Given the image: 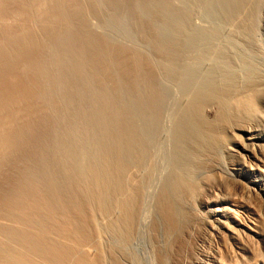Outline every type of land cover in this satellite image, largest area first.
<instances>
[{"label": "bare ground", "instance_id": "obj_1", "mask_svg": "<svg viewBox=\"0 0 264 264\" xmlns=\"http://www.w3.org/2000/svg\"><path fill=\"white\" fill-rule=\"evenodd\" d=\"M256 147L264 0H0V264H197L188 230L247 211L200 210L198 176L264 199Z\"/></svg>", "mask_w": 264, "mask_h": 264}, {"label": "rangeland", "instance_id": "obj_2", "mask_svg": "<svg viewBox=\"0 0 264 264\" xmlns=\"http://www.w3.org/2000/svg\"><path fill=\"white\" fill-rule=\"evenodd\" d=\"M119 55H120V53L118 54V56ZM119 58L121 59V55ZM121 60L126 61L125 56L124 57L122 56ZM125 61H123V62H125ZM126 62H128V61H126ZM128 70H129V68H128ZM128 73H130V72H128ZM263 149H264V147H256L255 148L257 157H258V155L261 157H264V150ZM245 158L246 157L244 155H242L241 153H237V152L233 151V153H231L230 157H228L227 161L229 160L230 164H241L242 161L245 160ZM248 158H249V160L251 158V160L253 162H256V159L253 155L248 156L247 159ZM230 164H227V165H230ZM222 168L221 169H214V170H212V172H210L208 174H202V175L198 176V179L196 178L197 179L196 185L198 186V192H197L198 195L196 196L195 204H196V206H198V208L200 210L205 209L206 205L207 206L212 205V207H217L218 204H219V206L221 205L220 202H217L218 200H221V199L225 198L228 194H231L230 199H233L234 201H236V203H238V205L247 208V211H248V212L244 211V213H240L239 215L237 214L238 216L234 215V217L235 216L237 218L239 217L238 219L241 220L240 225L236 226V228L238 229V230L236 229V231L238 233L236 232L237 234L233 238L229 234V232H227L226 230L221 228L222 230L221 231L219 230V232H220L219 235L216 236L215 235V230H217L216 222L213 221V223H212V221L210 222V221L206 220L205 218H202V219H200V221L198 222L197 225L192 226L191 230H188V232L184 238L186 241H185V245L183 246L182 250L186 254H188V257H194V259L197 260V264L198 263L199 264H207V263L208 264H264V199L262 197L256 195L253 192L247 193V194L242 193V192L240 193L239 190H235L234 192H232V190H231L232 184H231L230 179L226 173L228 171V169H226V168L222 169ZM226 186H228V188ZM227 190H229V193H227L228 192ZM225 194H227V195L225 196ZM80 207H81V211H80L79 207H76V208L73 207L74 209L73 208L69 209L68 212L70 211L69 212L70 214L66 213V216H65V214H62L63 212H61V211H66V210L60 209L59 210L60 213H58V215H59V217H63V218H64V216H65V218L67 216L69 218H71L70 224L75 222L74 221L75 217H77L76 221L78 219V222H79V220L83 217L84 211H86V209H87L86 206H85V210L82 209V208H84V206H80ZM77 208H78V210H77ZM232 208L235 209V207H232ZM75 209H76V211H75ZM234 209L231 211V212H233V214L235 211ZM71 210H72V212H71ZM74 212L77 215H75ZM71 214H73L74 219L72 218V216L71 217L69 216ZM233 214L231 213V215H233ZM62 215H64V216H62ZM4 220L5 219L0 217V221H4ZM59 220H61V218H59ZM59 222H60V224L61 223L64 224L63 228H61L63 226V224H61V226L60 225L54 226L53 229L51 228L53 230V232L55 233V235H54L56 237L55 240H57L61 237V239L56 241V242L60 243L61 245H65V243H66L65 246L70 248L71 247L70 243H72V241H71L72 236L70 235V233L72 231L71 227L74 224H72L71 227H69L70 226V224H69V226L67 227L68 221L67 222L66 221L65 222L59 221ZM253 223L256 225V227H258L256 229H258L257 231L262 233V236H260L258 234V232H253L247 228V226L254 225ZM214 228H215V230H214ZM68 229L70 232H67ZM59 234H61V236ZM66 235H68V236H66ZM57 237H59V238H57ZM67 237H71V238H67ZM65 240H66V242H65ZM67 240L68 241L70 240V243L67 242ZM144 245L146 246V244H144ZM227 245L230 247V249L233 247V249L230 250L231 251L230 256H228V257L225 256L223 253L224 248ZM142 247H144V246H142ZM147 248L149 249V247L146 246L145 250L147 253H149L150 251L148 252ZM200 248L203 250L204 254L208 253V255L210 254V256L213 255L214 256L213 259H211L212 257H210V256H209L210 257V259H209L208 257H206L204 255H198L197 250ZM142 250H144V249L142 248ZM145 250L143 251L144 255L147 254L145 252ZM233 254H234V256H233ZM235 254H237V255L235 256ZM147 255L151 256V253L147 254ZM147 255H145V256H147ZM231 256H233L234 258H232ZM40 257H42V256H40ZM38 259H40V258H38ZM45 259H46V261H45ZM41 260L43 262H41ZM41 260H38V261L36 260V261H37V263L40 262V264H42V263L50 264L51 263V261L50 260L48 261V258H46V256H44V255H43V258ZM67 260H69V259H67ZM152 260H153L152 261L153 264H157L155 259H152ZM201 260L202 261L204 260V261L202 262ZM66 264H68V261Z\"/></svg>", "mask_w": 264, "mask_h": 264}]
</instances>
